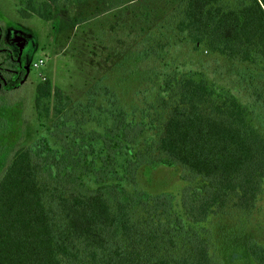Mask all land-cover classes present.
Returning <instances> with one entry per match:
<instances>
[{
	"label": "trees",
	"instance_id": "obj_1",
	"mask_svg": "<svg viewBox=\"0 0 264 264\" xmlns=\"http://www.w3.org/2000/svg\"><path fill=\"white\" fill-rule=\"evenodd\" d=\"M73 1L22 0V11L26 18L34 13L50 21ZM166 22L169 34L163 32L161 40L150 36L155 43L144 49V58L162 63L144 91H151V98L136 103L104 79L77 102L50 81L37 86L35 107L44 133L16 152L0 182V264H80L90 250L113 247L125 262L121 245L141 237L143 214L157 216L162 228L174 214L172 193L138 189L147 165H179L191 179H204L234 197L241 210L253 212L260 176L246 170L264 153V140L256 131L246 132L247 109L231 88L211 81L189 61H169L162 51L191 44L264 65V0L237 8L222 0H183ZM3 35L0 25L2 66L21 72L7 78L0 67V90L7 91L28 72L3 45ZM191 190L184 206L197 204L199 190ZM208 207H201L203 214ZM247 250L256 264H264L263 244L250 239ZM151 262L173 264L171 252Z\"/></svg>",
	"mask_w": 264,
	"mask_h": 264
},
{
	"label": "rangeland",
	"instance_id": "obj_2",
	"mask_svg": "<svg viewBox=\"0 0 264 264\" xmlns=\"http://www.w3.org/2000/svg\"><path fill=\"white\" fill-rule=\"evenodd\" d=\"M182 1L75 0L46 21L34 13L24 17L22 0H0L2 43L22 59L28 72L16 88L0 90V182L16 152L44 133L35 107L41 82L50 81L70 102L83 100L100 79L136 103L146 96L151 98L152 92L144 91L151 87L148 80L152 71L160 69L162 63L153 57L144 58V49L155 43L150 36L158 35L161 40L163 32L169 34L167 18ZM222 1L237 8L248 0ZM162 53L169 61H189L188 66L202 70L211 81L231 88L247 109L246 132L256 131L264 140V65L207 52L204 46L196 50L191 44L173 48L170 53L164 48ZM5 58L0 54L3 75L20 76L19 67L3 68ZM138 90L142 91L139 96ZM50 106L53 115V101ZM246 171L260 176V192L252 213L241 210L234 197L204 179H191L192 175L179 165L144 166L138 189L151 194L172 193L173 216L162 228L157 216L143 214L141 237L130 243L131 248L125 242L121 245L125 262L113 247L90 250L83 254L80 264H151L163 251L171 252L173 264H256L247 244L254 239L264 245V153ZM192 188L199 190L197 204L184 206V196L187 190L192 194ZM205 203L209 204L208 214L202 213ZM160 230H165L163 236H159Z\"/></svg>",
	"mask_w": 264,
	"mask_h": 264
}]
</instances>
